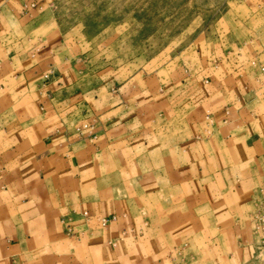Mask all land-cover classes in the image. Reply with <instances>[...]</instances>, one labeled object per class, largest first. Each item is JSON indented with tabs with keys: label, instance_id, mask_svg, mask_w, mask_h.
<instances>
[{
	"label": "crops",
	"instance_id": "1",
	"mask_svg": "<svg viewBox=\"0 0 264 264\" xmlns=\"http://www.w3.org/2000/svg\"><path fill=\"white\" fill-rule=\"evenodd\" d=\"M45 4L0 0V264H169L164 233L182 223L208 264L245 263L264 193V39L236 47L225 31L221 55L151 84L99 70L89 97L67 39L41 33ZM87 116L95 137L76 131Z\"/></svg>",
	"mask_w": 264,
	"mask_h": 264
},
{
	"label": "rangeland",
	"instance_id": "2",
	"mask_svg": "<svg viewBox=\"0 0 264 264\" xmlns=\"http://www.w3.org/2000/svg\"><path fill=\"white\" fill-rule=\"evenodd\" d=\"M44 2L47 8L42 11L43 16L53 23L43 27L41 33L51 30L59 38L62 36L61 41L67 39L64 43L71 47L66 53L74 56L80 77L89 78L90 84H95L89 97L100 91L99 70L107 78L136 74L141 84L145 80L151 84L149 75L156 70L161 72L165 67L173 72L183 64L192 65L199 58L210 61L221 55L222 49H228L222 35L225 31L232 34L236 47L239 42L251 44L259 37L264 39V0ZM89 120L95 118L87 116L79 124ZM159 199L154 194L147 203V197L143 196L148 207H160ZM250 222L255 228V219ZM175 229H179L178 235L164 233L170 251L164 255L165 259L169 257L166 262L208 264L205 252L184 224L170 231ZM255 230L260 234L259 239L243 264H264V231Z\"/></svg>",
	"mask_w": 264,
	"mask_h": 264
},
{
	"label": "built area",
	"instance_id": "3",
	"mask_svg": "<svg viewBox=\"0 0 264 264\" xmlns=\"http://www.w3.org/2000/svg\"><path fill=\"white\" fill-rule=\"evenodd\" d=\"M262 71H264V68H262ZM94 121L89 120L86 122H83L76 126V131L81 135L84 131H87L90 135V137H95L96 132L94 131ZM253 218L255 219V228L263 230L264 231V193L261 194L260 203L257 207L256 211L253 214Z\"/></svg>",
	"mask_w": 264,
	"mask_h": 264
}]
</instances>
